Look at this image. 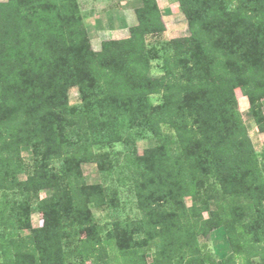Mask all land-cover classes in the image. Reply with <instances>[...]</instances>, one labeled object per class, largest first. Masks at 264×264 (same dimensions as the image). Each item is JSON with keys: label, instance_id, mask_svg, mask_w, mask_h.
<instances>
[{"label": "trees", "instance_id": "trees-1", "mask_svg": "<svg viewBox=\"0 0 264 264\" xmlns=\"http://www.w3.org/2000/svg\"><path fill=\"white\" fill-rule=\"evenodd\" d=\"M179 4L188 37L150 47L166 26L158 0H142L129 37L95 51L78 0L0 2V264H112L110 251L117 264H264V163L236 94L264 133V0ZM146 132L156 145L140 154ZM116 144L119 157L97 152ZM88 163L102 183H87ZM114 176L139 219L121 217ZM92 207L112 211L105 235ZM219 229L223 260L199 242Z\"/></svg>", "mask_w": 264, "mask_h": 264}, {"label": "rangeland", "instance_id": "rangeland-1", "mask_svg": "<svg viewBox=\"0 0 264 264\" xmlns=\"http://www.w3.org/2000/svg\"><path fill=\"white\" fill-rule=\"evenodd\" d=\"M8 0H4L6 2ZM3 2V1H2ZM85 28L87 29L92 48L95 51H100L102 43L107 40H122L129 37V30L131 27L138 24L136 10L142 6V0H78ZM159 8L162 13V18L166 26V31L162 34L152 35L147 38L149 46H160L163 42H168L173 39L188 37L190 35L188 22L180 9L179 0H158ZM160 62H153V75H160ZM239 103V109L242 114L243 121L247 127L248 133L254 144L255 150L259 155L261 163H264V133H261L254 122L253 117L249 111V101L243 96L240 89L236 91ZM70 103L77 105L80 103V94L77 88L70 90ZM151 100L154 104L160 102L159 96H152ZM165 130H167L165 128ZM156 145V140L150 133L143 135L137 134V146L140 154L144 150ZM110 152L112 155L119 157L123 153V146L116 144L114 146L98 147L97 152ZM22 154L26 162V171L21 176L26 179L33 170V157L31 149L23 148ZM83 173L88 184H98L103 182L97 165L95 163H88L83 165ZM118 176L112 177L116 186L118 187L119 198L121 201V217L137 220L141 217L137 205L136 196L129 183L120 182ZM218 190V187L215 186ZM51 194V191L46 190L39 193L40 198H45ZM188 210L191 211L193 207V200L191 197L186 199ZM213 208V207H212ZM93 214L97 223L104 228L105 233L111 229L112 211L107 209H98L92 207ZM204 217L208 218L209 214L204 213ZM43 223V217L39 213L32 215V225L38 228ZM29 233V232H27ZM200 247L205 253L211 254L215 260H223L231 253L226 233L223 229L213 231L208 238H199ZM115 252L110 251V258L112 264H117L118 259H115ZM154 250L147 252V261H153ZM72 264H81L80 261L74 260ZM86 264H95L92 261Z\"/></svg>", "mask_w": 264, "mask_h": 264}, {"label": "crops", "instance_id": "crops-1", "mask_svg": "<svg viewBox=\"0 0 264 264\" xmlns=\"http://www.w3.org/2000/svg\"><path fill=\"white\" fill-rule=\"evenodd\" d=\"M2 1L4 2V0H0V2H2Z\"/></svg>", "mask_w": 264, "mask_h": 264}]
</instances>
